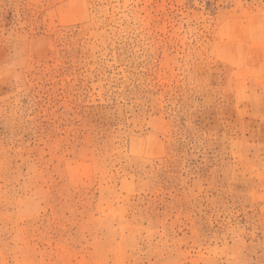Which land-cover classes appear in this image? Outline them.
<instances>
[{
	"label": "rangeland",
	"instance_id": "obj_1",
	"mask_svg": "<svg viewBox=\"0 0 264 264\" xmlns=\"http://www.w3.org/2000/svg\"><path fill=\"white\" fill-rule=\"evenodd\" d=\"M0 264H264V0H0Z\"/></svg>",
	"mask_w": 264,
	"mask_h": 264
}]
</instances>
